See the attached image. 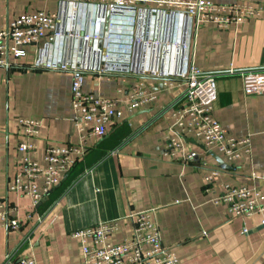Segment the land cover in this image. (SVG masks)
<instances>
[{
  "label": "crops",
  "instance_id": "0c3cea01",
  "mask_svg": "<svg viewBox=\"0 0 264 264\" xmlns=\"http://www.w3.org/2000/svg\"><path fill=\"white\" fill-rule=\"evenodd\" d=\"M150 1L139 0L138 5L146 7ZM212 1L252 2L261 8L258 17L226 28L198 23L189 50L193 65L215 78L213 117L224 126L226 135L248 137L250 153L227 161L214 147L172 124L169 114L182 104L183 81L152 72L176 67L182 23L169 14L163 24L156 17L151 25L148 14L140 12L130 36L120 31L118 39L119 34L105 21L102 31L108 35L89 40L87 46L95 50L103 46L106 65L122 66L134 60L149 66L151 72L137 76L106 69L85 71L81 89L121 105L139 78L155 99L124 111L105 135L89 139L88 149L61 182L42 196L46 199L38 206L31 207L28 197L8 190L20 157L15 145L23 139L17 119L40 121L35 148L29 154L38 163L48 145L75 143L77 135L71 121L69 71L32 67L34 48L28 47V55L17 65L0 67V199L6 202L8 214L20 219L16 230L0 225V264H16L24 257H32L36 264H78L80 247L72 231L148 209L154 211L161 244L175 251L177 264H264V226L259 225L264 211L234 216L222 204L212 203L219 194L220 180L264 188L260 178L264 176V93L246 95L239 73L264 70V0ZM64 8L58 0H0V25L20 14ZM116 13L131 15L126 10ZM86 15L90 20L92 13ZM85 26L89 31L90 26ZM150 30L157 44H148L137 57L138 50L128 40H146ZM66 43L64 58L76 60L83 43L70 38ZM229 68L233 74L227 73ZM165 80L171 84L164 86ZM169 136L179 138L183 148L164 155ZM186 154L192 156L188 159ZM222 164L226 167L221 168ZM210 168H219L220 176L205 189L203 174ZM130 229L126 220H120L111 242L129 236Z\"/></svg>",
  "mask_w": 264,
  "mask_h": 264
},
{
  "label": "built area",
  "instance_id": "2783aa9c",
  "mask_svg": "<svg viewBox=\"0 0 264 264\" xmlns=\"http://www.w3.org/2000/svg\"><path fill=\"white\" fill-rule=\"evenodd\" d=\"M138 2L139 0H58L59 6L63 5L65 10L20 14L0 25V67L9 68L17 65L18 60L28 55V47H33L34 53L30 64L32 67L68 70L71 77V121L77 142L48 145L41 163H38L30 159L29 154L35 148L33 141L39 134L40 121L23 117L17 119L23 139L15 145L20 157L8 190L28 197L31 207L36 206L42 196L61 182L66 171L88 149L89 139L105 135L109 126L114 125L115 120L124 111L155 99L154 92L147 91L139 78L135 80L129 94L121 100V105L117 104V100L95 97L81 89L85 71L97 72L106 69L118 73L132 72L137 76L151 72L149 66H142L134 60L122 66L106 65L103 46L96 50L87 46L89 40H100L108 35V32L102 31L105 21L109 29L111 27L116 30L114 33L119 34L118 39L121 38V33H117L120 31L130 36L132 23L140 12L148 14L151 25L156 17L161 18L163 24L169 14L178 17L182 23L180 41L176 44L178 49L176 67L171 71L165 69L152 72L163 78L173 77L183 81L182 104L174 107L169 114L172 124L176 125L181 133L186 132L202 140L207 147H214L227 161H234L241 155L250 153L248 137L226 135L224 126L213 117V102L217 92L215 78L193 65L189 50L191 33L198 23H211L219 28H226L231 24L238 25L258 17L261 8L252 2L240 1L220 3L212 0H151L146 7L139 6ZM89 10L92 12L90 20L86 15ZM123 10L131 15L116 13ZM75 18L77 23L74 22ZM87 24L90 26L89 31H86ZM148 33L146 40L132 38L128 40L133 50H138L137 57L144 53L148 44L152 46L157 44L156 40L152 39L155 33L151 30ZM69 38L78 39L83 43L81 54L76 60H67L63 56L64 42ZM104 46L106 48L107 45ZM227 73L233 74V70L229 68ZM239 73L242 90L246 95L264 93V70L250 69ZM170 84V80L163 83L164 86ZM167 142L164 155H172L183 148L179 138L169 136ZM191 156L192 154H186L185 157L189 159ZM219 176V168L208 169L203 174L204 188L208 189ZM260 178L264 179V176ZM217 186L220 187V191L212 198V203L222 204L230 214L249 217L256 212L264 211V188H252L244 184L233 185L222 180ZM122 219L128 222L130 234L118 243H112L110 238L118 231L119 221ZM0 225L10 230H16L20 225L18 217L8 214L7 204L3 199H0ZM259 225L264 226V219L260 220ZM245 231L243 228L242 232ZM71 237L77 239L80 247L78 264L178 263L175 251L161 244L160 228L156 223L153 209L130 212L115 220L84 226L72 231ZM16 264H36V261L32 257H24L19 258Z\"/></svg>",
  "mask_w": 264,
  "mask_h": 264
},
{
  "label": "water",
  "instance_id": "95a60500",
  "mask_svg": "<svg viewBox=\"0 0 264 264\" xmlns=\"http://www.w3.org/2000/svg\"><path fill=\"white\" fill-rule=\"evenodd\" d=\"M221 168H225L226 166H225V164L223 165H219ZM46 199V197H43L37 204H36V206H38L42 201H44Z\"/></svg>",
  "mask_w": 264,
  "mask_h": 264
},
{
  "label": "rangeland",
  "instance_id": "374dc122",
  "mask_svg": "<svg viewBox=\"0 0 264 264\" xmlns=\"http://www.w3.org/2000/svg\"><path fill=\"white\" fill-rule=\"evenodd\" d=\"M78 18H79V17H78ZM78 18H77V19H78ZM74 22L77 23L76 18H75V21H74ZM75 23H74V24H75ZM64 43H65V44H64L65 47L69 45V43H66V41H65ZM70 43H71V42H70ZM72 44H76V43L73 42V43H71V45H72ZM56 45H57V44H56ZM151 46H152V45H151ZM72 50H73V48H72ZM150 53H151V52H150Z\"/></svg>",
  "mask_w": 264,
  "mask_h": 264
},
{
  "label": "bare ground",
  "instance_id": "6f19581e",
  "mask_svg": "<svg viewBox=\"0 0 264 264\" xmlns=\"http://www.w3.org/2000/svg\"><path fill=\"white\" fill-rule=\"evenodd\" d=\"M91 12V10L87 11L86 13ZM92 13V12H91Z\"/></svg>",
  "mask_w": 264,
  "mask_h": 264
}]
</instances>
